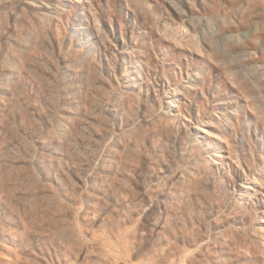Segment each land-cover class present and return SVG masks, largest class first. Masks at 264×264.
<instances>
[{"label": "rangeland", "instance_id": "rangeland-1", "mask_svg": "<svg viewBox=\"0 0 264 264\" xmlns=\"http://www.w3.org/2000/svg\"><path fill=\"white\" fill-rule=\"evenodd\" d=\"M0 264H264V0H0Z\"/></svg>", "mask_w": 264, "mask_h": 264}]
</instances>
